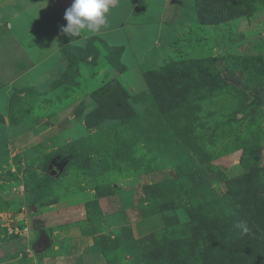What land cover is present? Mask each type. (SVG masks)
I'll list each match as a JSON object with an SVG mask.
<instances>
[{
    "label": "rangeland",
    "instance_id": "rangeland-1",
    "mask_svg": "<svg viewBox=\"0 0 264 264\" xmlns=\"http://www.w3.org/2000/svg\"><path fill=\"white\" fill-rule=\"evenodd\" d=\"M233 1L246 12L207 23L196 0H115L102 35L61 42V66L49 80L38 68L18 82L12 94L23 119L11 122L9 99L0 93V264H153V247L190 234L189 175L205 170L224 193L226 181L246 171L244 158L264 165V0ZM53 10L49 0H0V90L43 58V49L32 56L22 36L41 42L33 29ZM47 35L46 43L57 42L55 32ZM67 41L84 50L67 51ZM114 45L125 46L123 72L111 64L118 58ZM194 59L206 60L219 82L217 98L202 113L222 120L203 132L207 144L196 149L185 139L181 147L164 139L143 117L154 108L146 72ZM111 81L126 89L137 117L125 126L105 119L90 127L86 118L98 106L91 92ZM29 85L38 95L22 88ZM240 107L244 113L235 120ZM43 234L50 247L38 254L34 245ZM103 240L109 250L92 251ZM255 253L264 257L262 240ZM190 255L175 263L212 261L197 250Z\"/></svg>",
    "mask_w": 264,
    "mask_h": 264
},
{
    "label": "trees",
    "instance_id": "trees-1",
    "mask_svg": "<svg viewBox=\"0 0 264 264\" xmlns=\"http://www.w3.org/2000/svg\"><path fill=\"white\" fill-rule=\"evenodd\" d=\"M196 3L200 5V8L199 5L196 6V10L201 16V21L207 23L231 20L246 12L242 5L237 7L233 0H196ZM216 5L222 6L221 12L212 16L207 14L206 10H214ZM92 40L105 42L98 36H92ZM64 44L67 51L73 48L84 50L83 47L72 45L70 41ZM110 48L114 56L118 57L112 59L111 64L120 72L127 70L126 64L120 58L125 46L114 45ZM80 57L79 60L87 58ZM71 68L70 62L69 69ZM66 76L68 73L64 71L61 78ZM145 78L148 85L147 94L154 108L143 117L152 118L151 127L154 131L171 143H176L178 147L182 146L181 139H185L194 149L198 145L205 146L207 143L205 137H202L203 132L222 125V120L202 113L207 109L206 106L217 98L216 91L219 89V82L206 60L172 61L147 71ZM58 84V81L52 83L55 88ZM22 88L38 95L33 86ZM91 93L98 106L86 118L90 127L105 119H114L118 126H125L137 117L128 102L126 89L119 82L111 81ZM17 96V93L12 94L9 101L13 124L26 116V113H18L14 107ZM239 113H244V109L240 107L235 110V120H239ZM2 121L3 116L0 113V122ZM150 144L149 142L148 145ZM200 150L207 155L204 147ZM244 160L246 171L228 179L224 193H219L211 183L209 184L205 170L189 175L188 179L194 180V185L188 186L186 190L190 200L188 210L193 218V224L188 226L190 234L182 240L167 243L164 247H153L149 257L153 264H176L177 258L184 255L191 258L190 253L195 250L207 258L212 257L209 264H240L242 260L247 264H264V257L255 253L258 250V242H264V213H261L260 204L264 201V165H261L257 158L254 161L247 158ZM241 221L247 223L251 229L246 235H241V230L236 227ZM102 242L98 248L95 243L92 251H108V242ZM114 246L119 247L121 244L115 243Z\"/></svg>",
    "mask_w": 264,
    "mask_h": 264
},
{
    "label": "crops",
    "instance_id": "crops-1",
    "mask_svg": "<svg viewBox=\"0 0 264 264\" xmlns=\"http://www.w3.org/2000/svg\"><path fill=\"white\" fill-rule=\"evenodd\" d=\"M49 1L54 6V10L51 11L50 12L51 14L49 13V16H48V19L50 18V20L47 19L48 21H46V22L44 21L42 24L41 23L38 24L36 26V28L33 29V34L35 33V31L41 32V34L39 36V40H41V42L38 40L31 41L30 35H28L27 37L22 36V39H23L22 41H24L26 43V45H29V47L32 45V48L35 50L33 52L32 56H37L38 52H36V51L43 49V52L40 53V55L43 58H41L39 60L35 59V62L37 61L35 66L26 70L24 73L22 72V74L20 76H18L13 81H11L7 85H5V87L3 86L4 88L0 90V93H3L2 95H4L6 100L9 99L8 101H10V97H11L12 93L14 92V90L16 88H21V86L19 87L16 85H18V82H20L26 74L27 75L32 74V73L34 74V72H37V69L40 68L41 71H44L45 73H49V74H46V76L48 77L47 79L49 80V76L51 74L53 75L54 74L53 72H55L56 70H59V66H61V62H62L61 56L62 55H61V51H60L59 47L61 45V42L63 40H65L66 38H68V36L63 34V36L59 37V32H61L62 26H66V24H67V21L64 19V16H65L66 10L69 7H71L73 0H61V2L59 0H49ZM29 5H31V4H29ZM29 5L27 7V10L31 8V6H29ZM40 5L42 6L41 2H40ZM9 26H12V23L10 24V22H9ZM40 27H42V28H40ZM50 31L55 32V34H56L55 40H57V42H55L53 45L46 43L47 40H50L52 38L51 36L47 35L48 32H50ZM89 34H92V33L82 32L81 38H85L87 35L89 36ZM32 39H34V38H32ZM48 48H49V50H47ZM32 51L33 50L31 49V52ZM31 52H29L28 54H31ZM34 77L38 79V77H36L35 75H34ZM39 85L42 87L44 86L43 84H39ZM8 107H9V103H8ZM69 257H71V256L70 255L65 256V258H69Z\"/></svg>",
    "mask_w": 264,
    "mask_h": 264
},
{
    "label": "clouds",
    "instance_id": "clouds-1",
    "mask_svg": "<svg viewBox=\"0 0 264 264\" xmlns=\"http://www.w3.org/2000/svg\"><path fill=\"white\" fill-rule=\"evenodd\" d=\"M114 2L115 0H73L71 7L65 12L67 24L62 26L61 32L72 41L81 37L82 32L102 35V29L109 23L108 15ZM236 227L241 230V235L251 231L243 221Z\"/></svg>",
    "mask_w": 264,
    "mask_h": 264
},
{
    "label": "water",
    "instance_id": "water-1",
    "mask_svg": "<svg viewBox=\"0 0 264 264\" xmlns=\"http://www.w3.org/2000/svg\"><path fill=\"white\" fill-rule=\"evenodd\" d=\"M54 173V172H52ZM50 247V238L48 234H43L34 245V251L38 254L42 253Z\"/></svg>",
    "mask_w": 264,
    "mask_h": 264
}]
</instances>
